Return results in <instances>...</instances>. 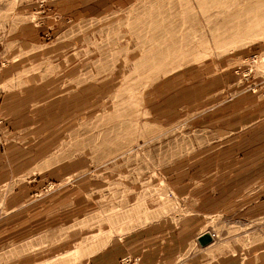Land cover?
Returning <instances> with one entry per match:
<instances>
[{"label":"rangeland","instance_id":"obj_1","mask_svg":"<svg viewBox=\"0 0 264 264\" xmlns=\"http://www.w3.org/2000/svg\"><path fill=\"white\" fill-rule=\"evenodd\" d=\"M0 82L19 109L0 142L43 162L12 182L14 211L0 186V264H81L188 218L221 240L208 256L262 238L243 169L264 139V0H0Z\"/></svg>","mask_w":264,"mask_h":264},{"label":"crops","instance_id":"obj_2","mask_svg":"<svg viewBox=\"0 0 264 264\" xmlns=\"http://www.w3.org/2000/svg\"><path fill=\"white\" fill-rule=\"evenodd\" d=\"M65 15L67 17L70 16V14ZM0 110L6 111L9 116L13 115L14 118V115L18 114L19 109H3V107H0ZM253 125L257 132L264 131V123L262 124L259 120ZM249 130H247V133ZM256 147L258 149L255 160L248 161L250 165L248 167L245 166L243 171L256 172L257 194L264 195V177L262 181L258 179L259 174L264 172V169L263 171L259 169V167L261 168L259 164L264 163V149L263 151L261 150V148H264V139L257 141ZM38 150V144L34 145L32 142H28L25 145L16 142H0V186L7 184V187H9L6 193L7 197L4 199V209L7 212H12L16 209L17 200L13 197L21 192L18 188V183L12 184V182L16 177L34 168L37 162H40L39 158L42 153L38 152ZM242 158L249 159L248 157ZM254 161L256 162L255 167L252 163ZM262 168H264V165H262ZM50 170L51 166H48L43 167L34 174L31 172L34 175L31 180H36L38 177L41 178V176L50 177ZM261 203H264V201L259 202L255 209L258 219L261 216L264 217V204ZM238 226L242 230V234L240 232L238 235L241 236L242 241H247L246 235L251 234L250 232L254 229L244 222H240ZM260 227L262 228L263 224ZM201 228L202 225L200 223H194L190 218L172 226L165 225L164 222H153L136 229L132 232V235L125 237L119 243L117 250L109 247L104 250H98L89 255L81 264H117L118 259L124 253L131 254L132 258L136 257L138 264H177L175 258H178V255L182 253H184V257L182 262H178V264H264V231L262 232L263 239L258 236L259 239L251 240V243L246 245L242 243L239 247L230 245L225 250L222 248L221 252L216 251L208 256L205 251L215 248L217 243L221 241L214 238L210 245L206 247L199 245L198 249L186 255L185 251L189 247L191 238H196L202 232ZM214 237H216V234ZM201 253H204L205 256Z\"/></svg>","mask_w":264,"mask_h":264},{"label":"water","instance_id":"obj_3","mask_svg":"<svg viewBox=\"0 0 264 264\" xmlns=\"http://www.w3.org/2000/svg\"><path fill=\"white\" fill-rule=\"evenodd\" d=\"M196 241L200 246H204L211 241V237L208 232H203L196 237Z\"/></svg>","mask_w":264,"mask_h":264},{"label":"built area","instance_id":"obj_4","mask_svg":"<svg viewBox=\"0 0 264 264\" xmlns=\"http://www.w3.org/2000/svg\"><path fill=\"white\" fill-rule=\"evenodd\" d=\"M212 236V234H210ZM132 261V264H138L137 263V258L136 257H133L132 260L130 259L129 256H126L125 258H122L119 262V264H130Z\"/></svg>","mask_w":264,"mask_h":264},{"label":"bare ground","instance_id":"obj_5","mask_svg":"<svg viewBox=\"0 0 264 264\" xmlns=\"http://www.w3.org/2000/svg\"><path fill=\"white\" fill-rule=\"evenodd\" d=\"M213 237H214V236H213ZM213 239H214V238H212L211 241H210L209 243H207L206 245L201 246V247H206V246L210 245V244L212 243Z\"/></svg>","mask_w":264,"mask_h":264}]
</instances>
